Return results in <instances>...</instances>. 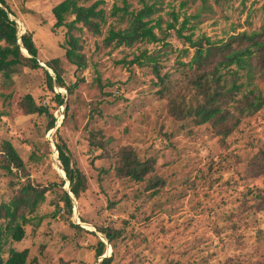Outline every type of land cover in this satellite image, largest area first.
<instances>
[{
  "label": "rangeland",
  "instance_id": "374dc122",
  "mask_svg": "<svg viewBox=\"0 0 264 264\" xmlns=\"http://www.w3.org/2000/svg\"><path fill=\"white\" fill-rule=\"evenodd\" d=\"M5 1L20 35H32L44 67L19 68L11 80L0 77V151L3 142H10L27 173L13 169L18 173L14 177L0 169V206L28 182L52 186L54 193L48 192L46 201L27 215L30 222L21 242L6 239L0 257L7 260L11 249H27V264H99L104 256L112 257L111 264H224L228 259L264 263V175L255 177L264 165V107L242 117L223 140L210 124L178 121L168 112V92L180 90L191 76L188 67L178 63L189 59L182 58L186 45L176 37L168 45L113 50L102 44L109 24L101 37L75 31L87 60L86 69L78 71L65 59L67 30H54L52 8L63 0ZM148 1L162 3L164 15L168 4L178 8L185 2L182 12L188 16L205 6L200 0ZM114 2L107 0V12ZM129 3L141 8L138 0ZM192 24L196 36L215 41L264 30V0L221 5L208 0ZM144 50L145 65L130 64ZM56 58L61 59L66 85L76 86L71 93L48 87L44 70L55 77L47 62ZM251 82L250 88L257 87L264 95V82L256 77ZM193 92L184 91V96L189 99ZM59 93L69 103L67 111L58 106ZM26 95L54 114L53 130L46 132L45 117L25 113L21 102ZM60 139L88 180L87 191L72 198V214L63 202L60 209L55 205L69 184L56 148ZM108 139L112 142L105 149L94 143ZM124 148L134 150L141 161L154 160L151 176L161 177L163 187L152 191L146 181L119 177L116 154ZM256 160L257 166H251ZM107 228L120 233L113 243L100 232ZM100 241L105 250L98 258Z\"/></svg>",
  "mask_w": 264,
  "mask_h": 264
},
{
  "label": "trees",
  "instance_id": "16d2710c",
  "mask_svg": "<svg viewBox=\"0 0 264 264\" xmlns=\"http://www.w3.org/2000/svg\"><path fill=\"white\" fill-rule=\"evenodd\" d=\"M200 1L205 6H202L196 15L183 14L182 11L187 4L181 2L178 8L168 4L170 9L165 16L162 3L159 4L157 1L138 0L141 8L135 9L129 0H115L110 12H107L105 8L107 0H63L52 8L54 30L62 28L67 30L65 59L78 71L86 69L87 60L82 53L80 38L74 35L75 31L85 30L93 37H101L104 26L109 24L102 44L104 47H112L113 50L133 49L138 44L168 45L167 41L173 36L176 37L186 45L181 50L182 58L189 59L188 62L178 63L188 67L191 76L180 90L175 87L168 92V112L178 121L191 119L196 125L210 124L216 134L224 140L238 128L242 117L252 115L264 107L262 90L257 87L250 88L251 81L255 77L264 82V30L242 31L217 41L206 35L196 36L192 21L201 17L208 0ZM225 1L231 0H214L218 5ZM11 15L13 12L6 1L0 0V77L5 80H11L19 68L31 70L43 68L38 60L39 51L32 35L29 33L20 35L18 25L11 19ZM110 19L123 27H116L115 22L109 23ZM147 54V50L142 51L130 64L144 66ZM150 60L156 62V58ZM47 67L55 74L53 77L47 69L44 70L48 87L54 90V86H58L71 93L76 86L66 85L61 59L56 58L47 62ZM154 71L159 82L164 84L157 65H154ZM184 91L194 92L187 99ZM57 101L58 106H65V111L68 110L69 103L64 95L59 93ZM21 106L27 115L37 114L46 118V132L56 127L57 120L54 114L46 106H37L31 95L25 96ZM111 142L112 140L108 139L94 143L105 149V146ZM56 148L70 192L73 198L79 199L88 189L87 177L72 163L70 150L62 139L58 141ZM116 156L118 160L115 170L119 177L138 182L146 181L147 189L152 191L163 187L161 177L151 176L155 170L154 160L141 161L130 148L121 149ZM258 162V160L254 161L251 166H257ZM0 169L9 176L18 177V173H14L13 169L23 172V176L27 175L24 161L10 142L1 144ZM261 174L264 175V165L256 171L255 177ZM65 184L66 181L61 182L60 186L64 187ZM53 191L52 186L40 188L28 182L16 190L9 202L1 204L0 250L8 237L15 242H21L25 238L24 227L30 222L27 215L35 213L36 209L46 201L47 193H54ZM61 202L64 203L67 212L72 214L73 199L68 191L62 190V194L55 202L57 209L61 208L59 204ZM74 227L79 226L74 225ZM100 232L110 243L120 235L110 228ZM104 250L105 244L100 241L96 256L98 258L103 256ZM28 255L27 249L24 251L11 249L7 260L0 257V264H27ZM111 262L112 257H106L99 264H111ZM224 264L244 263L228 259Z\"/></svg>",
  "mask_w": 264,
  "mask_h": 264
},
{
  "label": "water",
  "instance_id": "95a60500",
  "mask_svg": "<svg viewBox=\"0 0 264 264\" xmlns=\"http://www.w3.org/2000/svg\"><path fill=\"white\" fill-rule=\"evenodd\" d=\"M44 67V65H42ZM68 192H69V195L71 198H73V195L72 193L70 192V188H69V184H68ZM106 258V256H104L102 259Z\"/></svg>",
  "mask_w": 264,
  "mask_h": 264
},
{
  "label": "bare ground",
  "instance_id": "6f19581e",
  "mask_svg": "<svg viewBox=\"0 0 264 264\" xmlns=\"http://www.w3.org/2000/svg\"><path fill=\"white\" fill-rule=\"evenodd\" d=\"M24 53H25V50L23 49Z\"/></svg>",
  "mask_w": 264,
  "mask_h": 264
}]
</instances>
